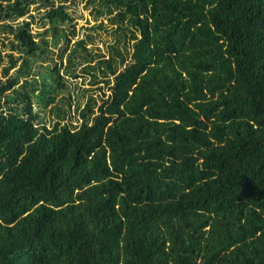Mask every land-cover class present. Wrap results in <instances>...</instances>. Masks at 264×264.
Returning a JSON list of instances; mask_svg holds the SVG:
<instances>
[{"label":"trees","instance_id":"trees-1","mask_svg":"<svg viewBox=\"0 0 264 264\" xmlns=\"http://www.w3.org/2000/svg\"><path fill=\"white\" fill-rule=\"evenodd\" d=\"M66 1L0 0V264H264V0Z\"/></svg>","mask_w":264,"mask_h":264},{"label":"rangeland","instance_id":"rangeland-1","mask_svg":"<svg viewBox=\"0 0 264 264\" xmlns=\"http://www.w3.org/2000/svg\"><path fill=\"white\" fill-rule=\"evenodd\" d=\"M66 3H69L70 8L74 10L73 22L75 24V29L77 31V35H75L71 41H73L77 36L81 37L82 34L84 33V31H86L88 26H90L94 23H97L101 19L103 20L104 23H106V20L102 17H99L98 19L95 20L92 13L90 12V7L89 6L87 7L83 0H67ZM36 7H37V3L31 4L29 7L30 12L34 14L36 12V10H35ZM34 26L35 25H33V27H32L33 29H35ZM92 32L96 33V36H95L96 40L94 41V45H97V46L101 47L102 49H104L103 48L104 45L102 43V40H107V41L112 40V36L104 30H100L99 32H96V31H92ZM84 85H86V84H84ZM69 87H73V82H70ZM93 87H95V86H93ZM75 95H76V89L73 88L72 89V97H74ZM81 98L82 97H80V99ZM84 100H85V98L83 97L81 99V102H83ZM99 101L100 100H98V102ZM73 105L74 104H72V109H73ZM50 117H48V118H50ZM73 121L75 123V120H73Z\"/></svg>","mask_w":264,"mask_h":264}]
</instances>
